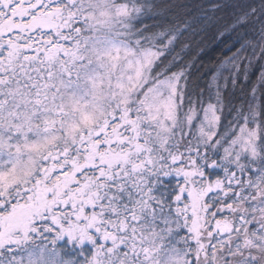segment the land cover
<instances>
[{
  "label": "snow or ice",
  "instance_id": "1",
  "mask_svg": "<svg viewBox=\"0 0 264 264\" xmlns=\"http://www.w3.org/2000/svg\"><path fill=\"white\" fill-rule=\"evenodd\" d=\"M0 264H264V0H0Z\"/></svg>",
  "mask_w": 264,
  "mask_h": 264
},
{
  "label": "trees",
  "instance_id": "2",
  "mask_svg": "<svg viewBox=\"0 0 264 264\" xmlns=\"http://www.w3.org/2000/svg\"><path fill=\"white\" fill-rule=\"evenodd\" d=\"M168 2L187 4L196 3L199 0H168ZM180 18L184 19L183 16ZM223 23L225 22H221L215 28L202 32L195 40L191 39L190 36L184 40V43L191 44L192 46L191 50H185L184 58L186 62H193L194 66L191 70L194 77L214 67L219 62L221 56L227 54V50L223 49L219 40L215 39L217 32L222 29ZM201 27H203L201 23H193V29L199 30Z\"/></svg>",
  "mask_w": 264,
  "mask_h": 264
}]
</instances>
